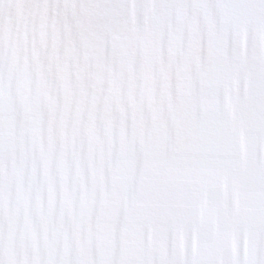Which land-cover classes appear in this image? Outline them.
I'll return each mask as SVG.
<instances>
[{
	"label": "snow or ice",
	"instance_id": "obj_1",
	"mask_svg": "<svg viewBox=\"0 0 264 264\" xmlns=\"http://www.w3.org/2000/svg\"><path fill=\"white\" fill-rule=\"evenodd\" d=\"M0 264H264V0H0Z\"/></svg>",
	"mask_w": 264,
	"mask_h": 264
}]
</instances>
